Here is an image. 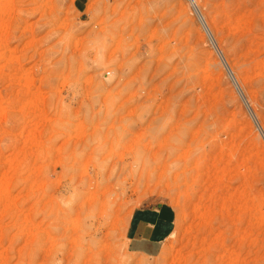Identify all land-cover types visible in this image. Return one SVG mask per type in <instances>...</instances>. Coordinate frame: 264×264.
I'll return each mask as SVG.
<instances>
[{
	"label": "rangeland",
	"instance_id": "obj_1",
	"mask_svg": "<svg viewBox=\"0 0 264 264\" xmlns=\"http://www.w3.org/2000/svg\"><path fill=\"white\" fill-rule=\"evenodd\" d=\"M196 2L237 85L190 0H0V264H264V0Z\"/></svg>",
	"mask_w": 264,
	"mask_h": 264
},
{
	"label": "crops",
	"instance_id": "obj_2",
	"mask_svg": "<svg viewBox=\"0 0 264 264\" xmlns=\"http://www.w3.org/2000/svg\"><path fill=\"white\" fill-rule=\"evenodd\" d=\"M175 219V210L169 205L159 204L135 209L125 230L128 251L144 257L158 256L173 232Z\"/></svg>",
	"mask_w": 264,
	"mask_h": 264
},
{
	"label": "bare ground",
	"instance_id": "obj_3",
	"mask_svg": "<svg viewBox=\"0 0 264 264\" xmlns=\"http://www.w3.org/2000/svg\"><path fill=\"white\" fill-rule=\"evenodd\" d=\"M190 3H191V5H192V7L194 8V10H195V12H196V14H197V16H198V18L200 19V21L202 22V24L204 25V27L206 28V30L208 31V34H209V37H210V39L211 40H213L214 39V37H213V35L211 34V32L209 31V29H207V21L205 20V18H204V16L202 15V13L200 12V10H199V6H198V4H197V2H196V0H190ZM213 42V41H212ZM214 45V44H213ZM218 46V45H217ZM215 47V46H214ZM218 49H219V51H218V54L220 55V57H221V54L223 55V52H222V50L220 49V47L218 46ZM224 56V55H223ZM224 62H226L227 63V61H226V59H225V57H224V61H223V63ZM224 65H225V63H224ZM231 71H232V69H231ZM233 72V71H232ZM230 75V74H229ZM233 75H234V73H233ZM234 82L236 83V85H237V82H236V76L234 75ZM241 89V88H240ZM254 117H256L255 115H254ZM258 126H259V129L263 132V130L261 129V127H260V125L258 124ZM103 192V191H102ZM104 193V192H103ZM82 208V207H81ZM78 211V210H77ZM79 213V212H78ZM79 216V215H78Z\"/></svg>",
	"mask_w": 264,
	"mask_h": 264
},
{
	"label": "water",
	"instance_id": "obj_4",
	"mask_svg": "<svg viewBox=\"0 0 264 264\" xmlns=\"http://www.w3.org/2000/svg\"><path fill=\"white\" fill-rule=\"evenodd\" d=\"M212 41H213V44H214V46H215V49H216L217 51H219L216 41H215L214 39H213ZM221 59H222V61H224V56H223L222 54H221ZM224 63H225V68H226V70H227L228 73L230 74L229 76L231 77V79L234 80V75H233V72L231 71V68L229 67L228 63H226V62H224ZM237 89H238V91H241V89H240L239 86H237ZM239 93H240V92H239ZM243 97H244V95H243ZM242 99L245 101V103H246V105H247V108H248L249 112H251V114H254L253 111H252V109H251V107H250V105L248 104L247 100L245 99V97L242 98ZM261 134H262V136H263V138H264V132L261 131Z\"/></svg>",
	"mask_w": 264,
	"mask_h": 264
}]
</instances>
